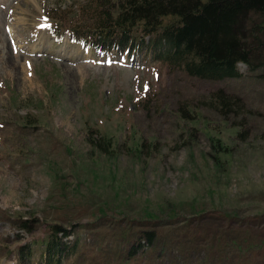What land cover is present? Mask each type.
Here are the masks:
<instances>
[{
  "label": "rangeland",
  "instance_id": "rangeland-1",
  "mask_svg": "<svg viewBox=\"0 0 264 264\" xmlns=\"http://www.w3.org/2000/svg\"><path fill=\"white\" fill-rule=\"evenodd\" d=\"M84 1L0 0V264H48L51 224L75 243L57 264H264L260 71L200 78L56 38L46 13L82 26Z\"/></svg>",
  "mask_w": 264,
  "mask_h": 264
},
{
  "label": "trees",
  "instance_id": "trees-1",
  "mask_svg": "<svg viewBox=\"0 0 264 264\" xmlns=\"http://www.w3.org/2000/svg\"><path fill=\"white\" fill-rule=\"evenodd\" d=\"M82 5L80 11L90 14L82 26L63 21L53 11L46 13L56 38L68 29L72 37L80 34L100 51L145 47L153 59L200 78L236 77L239 62L264 77V0H85ZM218 100L225 110L230 99L219 94ZM110 142L107 137L98 144L107 150ZM60 230L68 232L51 224L40 239L48 264L59 262L62 248L75 246L61 239ZM154 233L152 228L138 231L136 242L128 246V256L136 246H148ZM31 245L23 244L17 255L29 258Z\"/></svg>",
  "mask_w": 264,
  "mask_h": 264
}]
</instances>
